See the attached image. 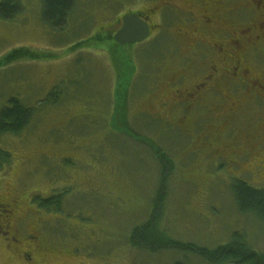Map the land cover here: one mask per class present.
<instances>
[{
	"label": "rangeland",
	"instance_id": "1",
	"mask_svg": "<svg viewBox=\"0 0 264 264\" xmlns=\"http://www.w3.org/2000/svg\"><path fill=\"white\" fill-rule=\"evenodd\" d=\"M20 2L14 18H0V110L15 97L34 111L20 133L0 134L11 155L0 166V202L16 201L20 235L38 236L31 264H250L196 248L231 240L264 256V219L238 206L232 185L264 188V178L191 152L190 133L213 119L184 111L185 133L153 116L163 114V68L182 70L175 35L184 25L162 5L186 13L195 0H77L62 27L43 18L42 0ZM130 11L149 18L152 34L121 46L113 34ZM250 59L264 69V55ZM240 98L248 128L239 130L261 139L264 102ZM207 146L225 148L217 139ZM54 195L58 207L40 205ZM0 264L26 263L0 242Z\"/></svg>",
	"mask_w": 264,
	"mask_h": 264
},
{
	"label": "flooded vegetation",
	"instance_id": "2",
	"mask_svg": "<svg viewBox=\"0 0 264 264\" xmlns=\"http://www.w3.org/2000/svg\"><path fill=\"white\" fill-rule=\"evenodd\" d=\"M162 6L161 12L168 10L184 25L176 28L175 35V59L182 70L167 72L163 68L160 79L167 87L161 98L163 114L153 116L185 133L191 128L184 111L198 112L196 120L213 119L214 124H203L190 133H196L191 152L201 160L210 158L231 169L245 164L246 174L263 179L264 136L258 139L254 131L252 134L239 129L248 128V122L240 121L247 111L240 97L246 95L247 99L264 102V69L250 61L251 54L264 55V0H243L242 5L234 0H195L186 13L168 2ZM142 15L147 18L151 36L149 18ZM118 23L120 26L122 21ZM220 120L224 128L218 132L214 126ZM210 128L216 131L213 137L207 134ZM209 139L223 141L225 148L208 147ZM17 215L16 201L0 202V242L22 262L31 264L42 244L36 235H20Z\"/></svg>",
	"mask_w": 264,
	"mask_h": 264
},
{
	"label": "trees",
	"instance_id": "3",
	"mask_svg": "<svg viewBox=\"0 0 264 264\" xmlns=\"http://www.w3.org/2000/svg\"><path fill=\"white\" fill-rule=\"evenodd\" d=\"M76 1L77 0H42V16L51 25L62 27L67 23ZM21 10L22 4L20 0H0V18L2 19H12ZM14 52L16 55H14ZM19 53L24 54L25 50H13L5 56V61L11 62L18 58L17 54ZM0 65H2V62ZM33 111L32 107L24 105L18 98L11 97L8 104L3 106L0 110V134L5 132L20 133L29 125L33 116ZM10 156L9 151L0 147V166L9 160ZM232 185L238 206L243 210L255 211L260 218L264 219V188L255 187L245 180L238 178L234 179ZM57 198H55V195L39 198V202L40 205L44 207H58ZM57 209L59 210L60 208ZM139 241H144V243L148 244L145 239L143 240L140 238ZM174 245L184 246L185 244L174 243ZM196 248L202 253V256L210 260H216L219 256H223L227 261L236 263L250 260V264H264L263 254L251 248L247 243L243 244L235 240H231V242L226 244H221L215 249H208L202 246ZM176 264L182 263L177 262Z\"/></svg>",
	"mask_w": 264,
	"mask_h": 264
},
{
	"label": "water",
	"instance_id": "4",
	"mask_svg": "<svg viewBox=\"0 0 264 264\" xmlns=\"http://www.w3.org/2000/svg\"><path fill=\"white\" fill-rule=\"evenodd\" d=\"M120 28L114 33V40L121 46L145 40L150 35L147 18L138 12H129L122 16Z\"/></svg>",
	"mask_w": 264,
	"mask_h": 264
}]
</instances>
